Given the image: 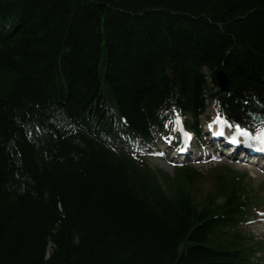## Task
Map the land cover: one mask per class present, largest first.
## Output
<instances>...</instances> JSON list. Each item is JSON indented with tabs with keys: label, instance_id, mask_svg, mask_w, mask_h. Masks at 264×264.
Masks as SVG:
<instances>
[{
	"label": "trees",
	"instance_id": "obj_1",
	"mask_svg": "<svg viewBox=\"0 0 264 264\" xmlns=\"http://www.w3.org/2000/svg\"><path fill=\"white\" fill-rule=\"evenodd\" d=\"M212 98L264 108V0H0V264H253L262 188L122 150Z\"/></svg>",
	"mask_w": 264,
	"mask_h": 264
},
{
	"label": "rangeland",
	"instance_id": "obj_2",
	"mask_svg": "<svg viewBox=\"0 0 264 264\" xmlns=\"http://www.w3.org/2000/svg\"><path fill=\"white\" fill-rule=\"evenodd\" d=\"M217 104L213 100H207L205 103V110L204 114L199 118L200 122L203 124L204 119H209L215 116L216 110H217ZM162 141L158 137V144H161ZM140 152H144L143 150ZM146 157V156H145ZM167 158H147V162L149 167L152 170H155V172L159 175V179L163 185L167 187L168 183H172L175 181V174L176 170L178 169L177 166L170 165L167 160ZM184 165V164H183ZM216 164H201L197 162H192L190 164L184 165L185 167H191L195 169L200 175L199 182L195 185L194 191L200 192V191H212V187L210 185L212 172L211 171L214 167H223L221 165H226L231 169V171H234L235 175H239L240 177L244 175V180L246 184L248 185V189L253 192L255 195L257 191H261L259 189L264 190V174H261L259 170H255L254 168H246L241 163H235L234 161L231 163V161L226 162H220ZM164 173V176L161 174ZM166 174V176H165ZM168 175V176H167ZM258 194V193H257ZM260 194V193H259ZM261 195V194H260ZM256 198L259 199V195H256ZM254 212L251 215V220L244 221L239 225V230L242 234H244L247 238L251 239L252 242L255 244L254 246H259V250L255 254V256L261 260V264H264V211H260L259 213ZM257 213V216L255 215ZM255 215V216H254ZM249 218V219H250ZM258 264V263H257Z\"/></svg>",
	"mask_w": 264,
	"mask_h": 264
},
{
	"label": "snow or ice",
	"instance_id": "obj_3",
	"mask_svg": "<svg viewBox=\"0 0 264 264\" xmlns=\"http://www.w3.org/2000/svg\"><path fill=\"white\" fill-rule=\"evenodd\" d=\"M177 123H179V117L177 116ZM217 122H220V123H226V121H223L222 119H220V118H218L217 119ZM236 131H237V133L238 134H240V135H243V136H249V133L245 130V129H243V128H241L239 125H237L236 126ZM253 139H256L257 141H259V143L261 144V150L262 151H264V129H261L260 131H259V134L258 135H256V136H254V137H252Z\"/></svg>",
	"mask_w": 264,
	"mask_h": 264
},
{
	"label": "water",
	"instance_id": "obj_4",
	"mask_svg": "<svg viewBox=\"0 0 264 264\" xmlns=\"http://www.w3.org/2000/svg\"><path fill=\"white\" fill-rule=\"evenodd\" d=\"M215 79H216L217 85L219 86L220 90L221 91H227L228 79H227L226 74H224L221 70H219L216 73Z\"/></svg>",
	"mask_w": 264,
	"mask_h": 264
},
{
	"label": "bare ground",
	"instance_id": "obj_5",
	"mask_svg": "<svg viewBox=\"0 0 264 264\" xmlns=\"http://www.w3.org/2000/svg\"><path fill=\"white\" fill-rule=\"evenodd\" d=\"M223 62H224V61H221V62L217 65V67H215V68L212 70V74H213L214 78H215V76H216V73H217L219 70H221L224 74H226L227 79H228V75H227L226 71L224 70L225 67H224V63H223ZM206 73H207V71H206ZM120 119H122V118H120ZM155 130H158V129L155 127ZM130 153H131V151H130Z\"/></svg>",
	"mask_w": 264,
	"mask_h": 264
}]
</instances>
